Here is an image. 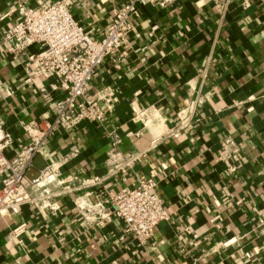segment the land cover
I'll return each mask as SVG.
<instances>
[{"label":"crops","instance_id":"crops-1","mask_svg":"<svg viewBox=\"0 0 264 264\" xmlns=\"http://www.w3.org/2000/svg\"><path fill=\"white\" fill-rule=\"evenodd\" d=\"M125 1L71 0L70 10L97 38ZM21 16L16 0H0V124L16 139L8 156L27 140L22 123L53 118L55 99L66 93L60 78L26 76L37 46L17 59L1 42V29ZM89 91L109 95L105 121L58 130L24 179L29 185L55 163L74 190L55 197L54 210L37 202L0 217V264H264V0H232L224 13L199 0L140 6L127 58L108 57ZM148 106L170 125L184 118L190 125L106 181L118 191L155 174L170 218L140 245L121 220L89 226L75 199L85 192L83 179L109 174L110 130L122 136L123 151L148 149L150 134L132 119L134 108ZM226 137L240 148L231 161L220 159ZM231 163L238 168L230 170ZM215 215L223 218L220 227L210 222ZM22 222L27 230L18 241L11 230Z\"/></svg>","mask_w":264,"mask_h":264},{"label":"built area","instance_id":"built-area-1","mask_svg":"<svg viewBox=\"0 0 264 264\" xmlns=\"http://www.w3.org/2000/svg\"><path fill=\"white\" fill-rule=\"evenodd\" d=\"M71 0H16L22 11L20 20L1 29V42L14 58H21L31 46L38 52L31 64L25 66L26 76L60 78L66 85V93L55 99L56 112L51 119H32L23 122L27 136L20 142L12 156L7 151L16 142L11 131L0 124V217L17 214L26 204L41 202L43 206L55 209L53 199L72 192L71 178L62 177L55 163L44 166L29 185L24 183L35 158L42 152L46 142L63 129L78 131L86 122L105 121L104 104L109 95L96 96L89 91V84L102 63L110 56L117 61L128 56L129 39L135 31L140 6L168 8L175 0H126L116 7L112 19L103 28L100 37H92L74 18L70 10ZM203 4L213 2L220 13L228 9L232 0H199ZM249 5V0H243ZM41 96L49 100L45 87L40 88ZM132 119L142 123L150 134L148 149L140 152H127L120 148L122 136L110 130L109 174L85 178L80 187L85 192L75 199L79 213L89 226H106L115 219L123 222L124 233L140 245H145L162 221L169 220L170 213L163 197L156 191L155 174L139 178L137 184L113 191L107 188L106 181L111 174L126 173L146 155L149 149L167 144L178 132L190 125L187 118L170 125L153 106L133 109ZM137 133V136H141ZM223 152L220 159L231 161L240 148L232 137L222 141ZM230 170H236L233 163ZM223 218L215 215L210 222L220 227ZM27 230V223L17 224L11 233L21 241ZM186 233H191L185 228ZM181 237V235H179Z\"/></svg>","mask_w":264,"mask_h":264}]
</instances>
